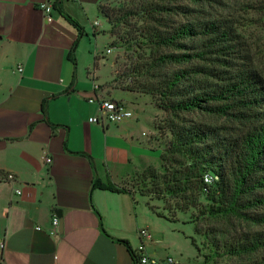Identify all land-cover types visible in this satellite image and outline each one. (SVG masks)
<instances>
[{
  "label": "crops",
  "instance_id": "0c3cea01",
  "mask_svg": "<svg viewBox=\"0 0 264 264\" xmlns=\"http://www.w3.org/2000/svg\"><path fill=\"white\" fill-rule=\"evenodd\" d=\"M45 1L0 0V264H135L131 250L141 244L151 258L187 263L198 253L195 226L177 233L196 254L173 259L149 224L179 222L130 192L94 187L121 188L135 165L157 161L144 151L161 148L152 136L155 112L151 129L140 131L135 94L121 91L132 97L126 101L100 88L107 68L98 57L110 41L99 32L109 23L100 10L106 0H58L52 21L39 9ZM101 99L132 116L105 128L89 123Z\"/></svg>",
  "mask_w": 264,
  "mask_h": 264
},
{
  "label": "rangeland",
  "instance_id": "374dc122",
  "mask_svg": "<svg viewBox=\"0 0 264 264\" xmlns=\"http://www.w3.org/2000/svg\"><path fill=\"white\" fill-rule=\"evenodd\" d=\"M103 6L111 10L113 24L108 23L106 30H99L110 38L108 46L105 38L97 42L99 48L107 46V50L109 49L104 56L98 57V60L106 61L107 68L106 78L100 88L104 94L118 90L116 98L126 101H130L132 97L121 91L135 94L133 103L143 107L134 117L139 119L140 131L147 132L151 129V119L155 112V132H152V136L157 141V146L162 148L155 151L146 149L145 154L157 161L135 165L130 176L117 189L145 199L157 214L181 224L176 226L160 219H153V223L149 224L156 242L160 243L159 248L162 251L168 249L173 259L179 254L185 259L196 254L195 249H189V244L177 233L178 230L192 232L191 228L182 226L191 224L198 232L193 238L199 251L195 258L183 264H264V248L242 256H233L225 247L227 244H237L245 234L264 233V226L238 223L231 218L211 215L209 206L212 203L208 195L202 193L200 179H192L195 185H188L186 193L178 192L182 177L173 172L177 173L182 168L164 161L172 140V126H211L218 130L219 139L234 138L244 127L237 124L231 116L218 117L202 112L179 115L165 113L156 105L157 96L148 93V88L156 85L165 73L181 68L177 64L165 67L156 65L155 59L163 53H205L203 59H196L193 63L195 66L216 74L221 73L222 77L237 72H255L262 78L264 88V0H106ZM155 9L169 10L165 13L169 24L188 21L221 24L229 31V39L222 45L203 48L206 37H200L191 42L192 46L197 47L193 51L159 48L151 38L156 14L148 13ZM158 13L161 14L160 11ZM212 80L221 83L217 79ZM133 111L135 112V108ZM164 176L170 181L167 185H163ZM167 186L176 192H159ZM257 213H264V210ZM213 230L217 231L218 243L212 240Z\"/></svg>",
  "mask_w": 264,
  "mask_h": 264
},
{
  "label": "trees",
  "instance_id": "16d2710c",
  "mask_svg": "<svg viewBox=\"0 0 264 264\" xmlns=\"http://www.w3.org/2000/svg\"><path fill=\"white\" fill-rule=\"evenodd\" d=\"M103 15L113 24L110 9L100 6ZM161 12V14L158 13ZM168 9H155L148 13L154 16L152 42L163 49L178 51L196 50L191 42L206 37L203 48H212L227 42L228 30L216 23L177 22L168 23L165 16ZM69 21L82 34L83 29L70 17ZM76 47V44L75 46ZM205 54V53H204ZM202 52L163 53L155 59L158 66L169 64L181 66L172 73H165L156 85L148 88L149 95L157 96L156 105L165 113L173 115L202 112L218 117H233L244 130L234 138L219 139L217 129L206 125L187 128L171 127L172 140L166 150L164 161L179 165L177 173L182 177L178 192L186 193L192 179H200L202 193L208 195L211 215L231 218L238 223L264 226V88L262 78L255 72H237L223 77L208 69L199 68L193 63L203 59ZM215 71V70H214ZM224 74V72H223ZM217 79L218 82H213ZM263 110V111H262ZM212 173L216 181L205 186L203 176ZM163 185L170 181L162 177ZM94 187L113 192H121L117 187H107L100 181ZM175 193L168 186L159 192ZM123 192V190H122ZM126 192V191H125ZM255 212V214H253ZM159 215V214H158ZM161 216V215H159ZM163 217V216H162ZM195 232H197L195 228ZM213 242L217 231H212ZM193 245L199 251L196 241ZM129 246L127 241H121ZM237 244H227L229 254L242 256L264 248V233L245 234ZM135 264L138 256L131 250Z\"/></svg>",
  "mask_w": 264,
  "mask_h": 264
},
{
  "label": "built area",
  "instance_id": "2783aa9c",
  "mask_svg": "<svg viewBox=\"0 0 264 264\" xmlns=\"http://www.w3.org/2000/svg\"><path fill=\"white\" fill-rule=\"evenodd\" d=\"M58 2V0H46L44 3L39 5V9L44 13L45 18L49 21H52V14L54 5ZM23 71L22 68H19V72ZM94 102V100H91ZM98 103V115L89 119V123L100 126L101 128H105L111 124H117L122 122L126 118H130L132 116V112L122 103L116 102L114 100H105L101 99L97 101ZM46 162L51 163V159L47 158ZM6 180L12 181L14 180L13 175L7 176ZM216 177L212 173H206L203 176V182L205 186H211L215 183ZM20 195V192H18ZM59 225V219L55 216L52 219V226L57 228ZM141 234H145V231H141ZM0 243H3V240L0 239ZM136 255L138 256V264H175L173 260L168 259L165 262L160 261L156 258H151L145 253L144 245L141 244L137 249Z\"/></svg>",
  "mask_w": 264,
  "mask_h": 264
}]
</instances>
